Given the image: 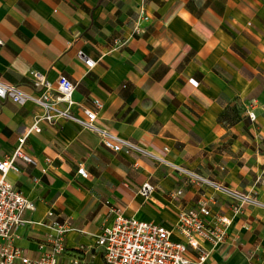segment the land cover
I'll return each mask as SVG.
<instances>
[{"label":"crops","instance_id":"obj_1","mask_svg":"<svg viewBox=\"0 0 264 264\" xmlns=\"http://www.w3.org/2000/svg\"><path fill=\"white\" fill-rule=\"evenodd\" d=\"M142 6L149 20L135 34ZM0 40V82L36 95L31 73L55 87L67 76L75 101L99 112L100 127L232 190H254L264 205V0H0ZM42 114L33 103L0 100L1 161ZM73 114L84 117L78 107ZM41 129L25 145L36 165L19 161L20 172L8 174L35 204L14 233L28 257H41L48 224L71 221L59 264L75 257L106 264L96 242L113 225L114 207L181 241L180 213L212 196L214 210L234 221L225 243L201 242L209 253L203 264H264L263 206L235 215L227 196L142 153L109 150L73 121ZM178 190L183 195L172 199ZM187 257L197 264L199 252Z\"/></svg>","mask_w":264,"mask_h":264},{"label":"built area","instance_id":"obj_2","mask_svg":"<svg viewBox=\"0 0 264 264\" xmlns=\"http://www.w3.org/2000/svg\"><path fill=\"white\" fill-rule=\"evenodd\" d=\"M140 12L141 16L134 28L135 34H141L142 22L149 20L143 6L140 7ZM116 44L122 43L116 42ZM0 45H3L1 40ZM83 59L90 69L96 65L87 57ZM31 75L32 84L37 91L36 95L27 94L16 86L0 82V100L10 99L21 106L33 103L43 110V114L36 117L34 125L18 140L13 156L4 161L0 160V264H59L60 257L66 253L67 235L75 230L71 221L63 223L54 221L48 224L50 233L39 244L41 257L37 259L28 257L25 251L15 243L16 229L25 223L24 214L35 210V204L14 188L8 181V174L11 171L20 172L17 165L19 161L36 165L35 159L25 151V145L31 134L42 131V123L73 121L83 129L96 133L102 145L109 150L116 153L125 151L147 155L173 172L183 175L191 184L230 198L235 204L233 209L235 215L242 214L248 207H264L258 201L254 190L246 192L232 190L196 171L155 157L138 145L125 142L109 130L100 127L99 112L75 101L77 85L67 76H61L55 87L48 82L43 73L33 72ZM192 82L195 83L193 80ZM94 105L99 110L103 108L100 100H95ZM75 107L80 108L83 118L73 114ZM249 116L252 120L256 119L253 113ZM78 174L86 179L89 178L83 166L78 169ZM150 189L148 185H145L142 192L147 195ZM182 195L183 191L178 190L171 194V198L177 199ZM216 204L217 201L212 196L202 198L194 208L180 213L176 231L182 237L181 241L173 240V231L154 223L125 217L120 209L114 207L110 210V213L114 215L113 225L102 231L97 237L96 245L102 251L106 264H194L187 257L191 250L199 252L197 264H203L208 259L209 253L202 250L201 242L207 241L213 247L225 243L234 221L233 218L216 212L214 210ZM53 217L54 212L49 211L48 218ZM71 264H84V262L79 257H75Z\"/></svg>","mask_w":264,"mask_h":264}]
</instances>
